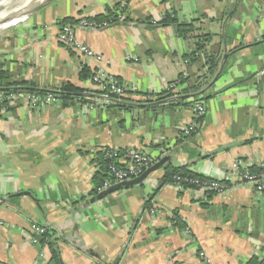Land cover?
I'll list each match as a JSON object with an SVG mask.
<instances>
[{"label": "crops", "instance_id": "crops-1", "mask_svg": "<svg viewBox=\"0 0 264 264\" xmlns=\"http://www.w3.org/2000/svg\"><path fill=\"white\" fill-rule=\"evenodd\" d=\"M123 1L52 0L0 34V65L13 80L41 90L70 82L86 97L66 107L18 103L0 114V262L47 264L52 245L60 264H202L200 252L210 264H246L263 249L264 194L241 183L199 199L159 182L167 165L226 182L236 160L264 164V0H126L115 23L76 29L100 61L57 41L61 19L92 20ZM166 13L195 30L181 37L174 25H159ZM203 33L212 34L205 52L220 60L195 93L205 105L199 127L182 137L195 94H180L177 106L156 95L179 74L206 73V53L183 57ZM84 68L119 80L129 108L81 79ZM109 147L166 161L143 182L97 198L94 159ZM31 223L50 236L29 241Z\"/></svg>", "mask_w": 264, "mask_h": 264}, {"label": "built area", "instance_id": "built-area-1", "mask_svg": "<svg viewBox=\"0 0 264 264\" xmlns=\"http://www.w3.org/2000/svg\"><path fill=\"white\" fill-rule=\"evenodd\" d=\"M121 17L122 13H118V18L121 19ZM105 25V22H96L85 18L78 20L74 24H62L59 25L57 39L68 49L75 50L84 57H90L100 61L101 56L79 40L76 36V29L78 27L97 29ZM89 80L100 87L104 92L108 90L110 93L120 97L125 92L124 87L118 83V80L114 76L107 74L104 70L92 71ZM109 92H106V94L108 95ZM18 101L24 102L23 105L25 107L28 106L30 108L39 109L45 107L47 104L58 102V99L53 94L40 95L28 93L26 91H0V114L7 113L11 107L18 104L16 103ZM192 111L194 118L184 128L183 135L185 137L195 132L199 127V120L205 114V105L203 101H195L192 105ZM102 151L112 162L109 164V178L102 183L99 192L114 184L139 176L159 159L158 157L151 156L147 152L136 148H126L122 150L116 147H109L102 149ZM259 169L258 172H252L250 167L242 166L241 161L236 160L225 176L226 182L206 177H181L179 175H176L174 179L176 181V186L189 188L195 191L199 199L204 198L207 192H222L225 188L229 187V185L234 186L241 183L249 184L257 194L262 195L264 194V164H259ZM180 182H184L186 186L182 185ZM151 211L153 212L154 209H151ZM45 233V227L37 223H31L27 229L26 235H28L29 241L37 242L35 234L43 235ZM199 256L202 259V264H210V259L204 252H200ZM256 258L257 264H264V245L262 251ZM0 264L6 263L0 262ZM41 264H44V262Z\"/></svg>", "mask_w": 264, "mask_h": 264}, {"label": "trees", "instance_id": "trees-1", "mask_svg": "<svg viewBox=\"0 0 264 264\" xmlns=\"http://www.w3.org/2000/svg\"><path fill=\"white\" fill-rule=\"evenodd\" d=\"M119 7L120 5L116 4L113 7L106 8L104 13L96 15L92 20L96 22H105L106 24L115 23L116 21L119 20L118 18ZM76 22L77 21H75L71 17H66L59 21V25L74 24ZM158 24L161 26L174 25L176 34L181 37H186L189 33L195 30L192 25V22H189V23L179 22L177 18L171 13H166L161 18V20L158 21ZM194 38H196L194 49L190 51L189 53L184 54L183 56L184 59H188L189 61L194 60L200 52L206 53L205 48L208 45V43H210L212 39V34L203 33L200 35H196ZM263 39H264V36H263ZM205 57H206V62H205L206 73L205 74H202L201 76H198V77H194V76L184 77L182 74H179L177 76V82H176L177 86L184 85V87L177 92L178 94H184V95H187L190 93L195 94L201 89L203 81L207 82V80L211 79L214 76L218 68L220 56L215 53H211V54L206 53ZM90 75H91V72L87 70L86 68H84L80 71L79 77L81 79H86ZM36 88H37L36 84L32 81L13 80L10 76L9 71L6 69H3V65H0V91L16 92V91L24 90L28 93H36L40 95L53 94L57 97L58 101L61 102L62 106H65V107L73 105L75 101L83 103L86 100V97L84 94L85 91L81 89L80 87L73 85L70 82H64L60 84L58 87H56L55 89H51V90H38ZM106 92H109V91L106 90ZM108 95L112 98L119 99L120 101L128 100L124 97L117 96L110 92L108 93ZM172 95L173 93H171L170 89H164L156 95L157 96L156 101H162L166 99L169 100ZM198 97L199 96L195 94L194 101L200 100ZM204 98L205 97H202V99ZM182 101H183L182 99H178V100L172 99V100H169V105L172 104L174 106H177L179 103H182ZM117 105L122 108H127V109L129 108V106L127 104H124V102H118ZM193 133L195 132H192L190 135H192ZM181 136L185 137L183 135V132ZM189 136H186V137H189ZM94 161L97 165V170L94 172L93 177H92V183L94 186L92 193L94 196H97L99 193V188L101 187L102 183L106 179L109 178L108 170H109V164L112 162V160L110 158H107L103 151H99L96 153ZM250 169L252 172H258L260 170L259 168L255 169L254 167L252 168L250 167ZM176 175H179L181 177H184V176L199 177V178L201 177L198 174L190 172L186 168L167 165L166 171L164 175L161 177L159 185H163L165 183L175 184L176 181L174 177ZM180 183L186 186L184 182H180ZM211 194H213V192H207L208 197ZM48 236H50L49 232H46L44 238H48ZM50 246H51L50 247L51 258H50V262L47 264H60L59 251L54 246L52 245ZM246 264H257V258L256 257L251 258Z\"/></svg>", "mask_w": 264, "mask_h": 264}, {"label": "rangeland", "instance_id": "rangeland-1", "mask_svg": "<svg viewBox=\"0 0 264 264\" xmlns=\"http://www.w3.org/2000/svg\"><path fill=\"white\" fill-rule=\"evenodd\" d=\"M41 0H0V17H3V18H6V17H10V16H13V15H17L19 13H27V16L24 20L16 23L15 25L25 21L28 17H29V11L32 10V8L38 3L40 2ZM126 1V0H125ZM123 1V2H125ZM122 3V2H120ZM19 5V6H18ZM23 5V6H21ZM116 5V4H115ZM120 7L118 9V13H123L124 12V9H126V6H127V2L125 3H122V4H119ZM113 7V6H112ZM22 8V9H21ZM12 9V10H11ZM17 9V10H16ZM6 10V11H5ZM14 11V12H13ZM8 15V16H7ZM5 16V17H4ZM1 18V19H3ZM83 19V18H81ZM11 26H14V25H11ZM11 26H8L6 28H3L0 30V34H3L5 33V31L10 28ZM58 32V31H57ZM56 39H57V33H56ZM58 41V39H57ZM59 42V41H58ZM61 45L65 46L63 43L59 42ZM66 49H68L66 46H65ZM69 51L79 55L82 57V55L80 53H78L77 51L75 50H71V49H68ZM188 60V59H187ZM90 77V76H89ZM88 77V79H89ZM186 77V76H184ZM177 78H175L174 80L170 81L169 84L167 85V87L165 89H170L171 90V93H173V95L170 97L171 100L172 99H180V94L177 93ZM118 83H120V81L118 80ZM122 85V84H121ZM123 86V85H122ZM175 86V87H174ZM20 91H24V90H20ZM123 96V95H122ZM16 103H24V102H16ZM28 107V106H26Z\"/></svg>", "mask_w": 264, "mask_h": 264}, {"label": "water", "instance_id": "water-1", "mask_svg": "<svg viewBox=\"0 0 264 264\" xmlns=\"http://www.w3.org/2000/svg\"><path fill=\"white\" fill-rule=\"evenodd\" d=\"M51 1L52 0H41L32 8L31 11L28 12L29 15L31 13L35 12L36 10L46 6ZM25 14L27 16V13H25ZM13 16H15V15H13ZM13 16H10V17H13ZM9 19L10 18H8L7 20H3V22H7ZM13 25H15V24H13ZM223 58H225V55L223 56ZM221 67H222V64L220 65L219 70L221 69ZM219 70H218V72H219ZM218 72H217V74H218ZM36 89L41 90L40 88H36ZM116 101L121 102L120 100H116ZM165 161H166V157H162V158L158 159L154 164H152L150 167H148L146 170H144V172L142 174H140L138 177L131 179V180L123 181L121 183L114 184V185L110 186L109 188H107L103 191H100L99 194L97 195V198H102L103 196H105V195H107L113 191L119 190L123 187L133 186V185H136V184L143 182V180L147 177V175L149 173H151L152 171L161 167Z\"/></svg>", "mask_w": 264, "mask_h": 264}, {"label": "bare ground", "instance_id": "bare-ground-1", "mask_svg": "<svg viewBox=\"0 0 264 264\" xmlns=\"http://www.w3.org/2000/svg\"><path fill=\"white\" fill-rule=\"evenodd\" d=\"M19 6V5H18ZM23 6V5H21ZM22 9V8H21ZM12 10V9H11ZM17 10V9H16ZM6 11V10H5ZM14 12V11H13ZM8 16V15H7ZM5 17V16H4ZM3 17H0V30L3 29V28H6L10 25H13V24H16L22 20H24L26 18V14L25 13H19L18 15H15L13 17H6V18H3ZM8 18H10L7 22H3V20H7Z\"/></svg>", "mask_w": 264, "mask_h": 264}]
</instances>
